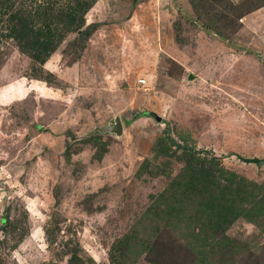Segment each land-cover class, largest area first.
Instances as JSON below:
<instances>
[{
	"label": "rangeland",
	"instance_id": "374dc122",
	"mask_svg": "<svg viewBox=\"0 0 264 264\" xmlns=\"http://www.w3.org/2000/svg\"><path fill=\"white\" fill-rule=\"evenodd\" d=\"M14 1L57 12L79 0ZM89 1L87 35L60 24L44 63L0 8V219L25 232L0 244V264H66V240L88 264H112L116 240L151 229L147 208L180 172L184 144L264 186V0ZM161 137L178 150L164 168L172 177L138 176L146 158L166 160L154 158ZM263 220L241 216L229 229L241 248L229 264H264ZM184 250L162 263H189Z\"/></svg>",
	"mask_w": 264,
	"mask_h": 264
},
{
	"label": "trees",
	"instance_id": "16d2710c",
	"mask_svg": "<svg viewBox=\"0 0 264 264\" xmlns=\"http://www.w3.org/2000/svg\"><path fill=\"white\" fill-rule=\"evenodd\" d=\"M91 5L89 0H79L74 6H69V10L63 8L50 12L48 9L38 8L31 11L22 6L16 8L14 0H0L1 13L6 11L8 14L12 33L21 42V48L30 50V56L40 63L46 62L58 48L57 41L64 35L60 24L64 23L65 30L82 31L84 36L87 35V30L80 29ZM232 6L230 4L229 10H235L233 14H236L237 8ZM245 13L238 15L242 17ZM38 19H42L47 32L33 29V24ZM53 24L56 27L51 31ZM57 27L58 36L54 38ZM172 147L168 137H161L154 148V158L156 160L162 156L166 160L153 165L146 158L137 171L138 176L151 169L152 176L166 173L165 166L178 151ZM180 148L182 154L178 158L183 161L180 172L175 177L170 172L166 173L172 177L171 181L160 192L159 198H154L147 208L149 222L146 228L151 229L144 237H140L133 229L116 240L108 252L112 264H135L144 255L150 263L163 264L161 259L167 258L177 249H185L190 256L194 255L187 264H229L241 249L239 240L230 237L229 229L241 216L252 222L260 217L264 218V186L226 168L219 159L202 157L188 144ZM158 168L160 169L156 170ZM0 226L4 233L3 237L0 236L1 245L8 243L9 236L16 233V229H20L14 236L16 242L23 240L24 230L17 223L13 222L12 225L8 213H3ZM50 230L55 231V228L46 230L50 235L49 241L53 244L56 240ZM170 230L181 233L178 239L166 235L165 231L170 233ZM17 244L14 243L12 247L15 248ZM62 247L64 255H69L66 264H88V260L81 255L82 248L79 245H71V241L66 240ZM42 264H58V261Z\"/></svg>",
	"mask_w": 264,
	"mask_h": 264
},
{
	"label": "water",
	"instance_id": "95a60500",
	"mask_svg": "<svg viewBox=\"0 0 264 264\" xmlns=\"http://www.w3.org/2000/svg\"><path fill=\"white\" fill-rule=\"evenodd\" d=\"M137 2V0H135V3ZM189 77H190V79H194L195 78V76H194V74H190L189 75ZM111 125H113V124H111ZM110 125V126H111ZM114 127V126H113ZM109 128V127H107V128H105V130H113V129H116V128ZM121 127L119 128V130L121 131ZM255 162H256V164L259 166V167H261V166H264V158H258V159H256L255 160Z\"/></svg>",
	"mask_w": 264,
	"mask_h": 264
}]
</instances>
